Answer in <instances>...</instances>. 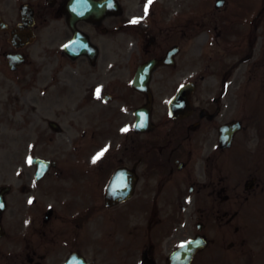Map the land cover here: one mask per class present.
Returning <instances> with one entry per match:
<instances>
[{
    "label": "flooded vegetation",
    "instance_id": "flooded-vegetation-1",
    "mask_svg": "<svg viewBox=\"0 0 264 264\" xmlns=\"http://www.w3.org/2000/svg\"><path fill=\"white\" fill-rule=\"evenodd\" d=\"M111 2L117 14H100L109 0H0V70L23 87L0 107V264H63L73 255L87 264H264V106L258 115L239 105L254 95L264 104V0L240 33L222 9L190 18L152 5L131 26L124 12L132 0ZM213 24L229 50L241 40L260 51L248 62L247 90L232 59L205 64L189 51ZM111 29L126 36L113 59L101 52ZM75 31L97 57L62 50L37 75L8 67L9 53L43 34L61 50ZM154 58L169 60L153 70L147 91L135 88L139 66ZM73 70L85 79L77 80L80 95ZM45 111L57 128L37 123L30 153L31 113ZM19 113L14 146L8 131ZM46 141L54 152H42ZM67 144L85 150L63 153ZM35 157L48 168L38 169Z\"/></svg>",
    "mask_w": 264,
    "mask_h": 264
},
{
    "label": "rangeland",
    "instance_id": "rangeland-1",
    "mask_svg": "<svg viewBox=\"0 0 264 264\" xmlns=\"http://www.w3.org/2000/svg\"><path fill=\"white\" fill-rule=\"evenodd\" d=\"M195 3H199V1L197 0V2ZM191 4H194V2L191 1ZM189 6H190V9H192L191 8L192 5H190V3H189ZM243 9H246V7ZM47 46H48L47 43H45V47L43 46V44L41 45L35 44V45L30 46L27 49L26 52L29 54L30 64L25 67L26 73L37 75L38 69L41 67L40 63L44 59H48V58L54 59L60 56L55 49L48 48ZM21 91H22L21 84L17 82V79L9 80L5 76V74L0 71V107L8 106L9 96L13 94L19 95ZM35 91H38V89H35ZM77 92H79V90H77ZM256 105H257V102H253V106H256ZM31 115L33 118V121L30 124V136H31V144H32L37 134V130H36L37 123L44 124L46 127V130H48V127H47L48 119L55 117V113L52 111H45V112H41L37 114L31 113ZM20 120H21V114L19 113L16 115L15 120H13L11 130H9L11 131L12 135H14L15 132H19V133L22 132L21 128L18 127L21 124ZM53 146H54L53 144H50L48 141H46L44 145L40 146V149L43 152H49V151H53V148H54Z\"/></svg>",
    "mask_w": 264,
    "mask_h": 264
},
{
    "label": "snow or ice",
    "instance_id": "snow-or-ice-1",
    "mask_svg": "<svg viewBox=\"0 0 264 264\" xmlns=\"http://www.w3.org/2000/svg\"><path fill=\"white\" fill-rule=\"evenodd\" d=\"M152 2V0H149V4ZM133 23H138V21L137 20H134V21H132ZM99 89H97V96H99ZM141 126H143V124H141ZM124 131H127V129H124ZM107 149H105V151H106ZM103 155V152H101V153H99V154H97V156L96 157H94V159H93V162L95 163L96 162V160H98L101 156ZM29 203H31V201H29Z\"/></svg>",
    "mask_w": 264,
    "mask_h": 264
}]
</instances>
